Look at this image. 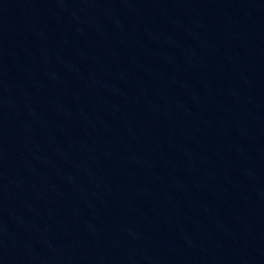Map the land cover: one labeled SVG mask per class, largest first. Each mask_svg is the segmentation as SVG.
I'll return each mask as SVG.
<instances>
[{"label":"water","instance_id":"water-1","mask_svg":"<svg viewBox=\"0 0 264 264\" xmlns=\"http://www.w3.org/2000/svg\"><path fill=\"white\" fill-rule=\"evenodd\" d=\"M0 264H264V0H0Z\"/></svg>","mask_w":264,"mask_h":264}]
</instances>
